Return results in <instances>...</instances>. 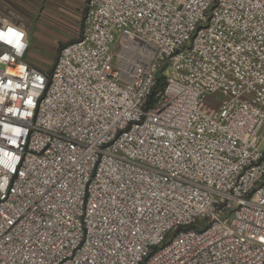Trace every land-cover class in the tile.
Segmentation results:
<instances>
[{
    "label": "built area",
    "instance_id": "1",
    "mask_svg": "<svg viewBox=\"0 0 264 264\" xmlns=\"http://www.w3.org/2000/svg\"><path fill=\"white\" fill-rule=\"evenodd\" d=\"M82 22L46 72L0 40V264H264V0Z\"/></svg>",
    "mask_w": 264,
    "mask_h": 264
},
{
    "label": "crops",
    "instance_id": "2",
    "mask_svg": "<svg viewBox=\"0 0 264 264\" xmlns=\"http://www.w3.org/2000/svg\"><path fill=\"white\" fill-rule=\"evenodd\" d=\"M86 1L0 0V25H5L15 32L22 33L30 48L32 44L36 43H53L54 41L51 40L53 38L45 36L50 29L61 32L60 36L67 33L66 36H70L71 40L74 41L79 35ZM33 25L35 31L31 35L28 30ZM69 40L58 39L57 42L65 43Z\"/></svg>",
    "mask_w": 264,
    "mask_h": 264
},
{
    "label": "rangeland",
    "instance_id": "3",
    "mask_svg": "<svg viewBox=\"0 0 264 264\" xmlns=\"http://www.w3.org/2000/svg\"><path fill=\"white\" fill-rule=\"evenodd\" d=\"M28 31L31 35H33L35 31V26L34 25L30 26ZM82 32H83V22L81 24L79 35L77 36V38L81 35ZM60 34L61 32H58L54 29H50L49 32L45 36L53 38L51 40H53L54 42L53 43L42 42V43L32 44L31 48L29 47L30 51L28 52L26 56V61H28L30 65L34 66L39 71H42V72L48 71L51 68V65L55 62L60 49L65 44L73 42L70 36H66L68 35L67 33L62 36H60ZM58 36H60V38H57ZM58 39H61V40L70 39V40L64 43L60 41L57 42ZM76 39H74V41ZM112 49H113V46L111 47V50Z\"/></svg>",
    "mask_w": 264,
    "mask_h": 264
},
{
    "label": "clouds",
    "instance_id": "4",
    "mask_svg": "<svg viewBox=\"0 0 264 264\" xmlns=\"http://www.w3.org/2000/svg\"><path fill=\"white\" fill-rule=\"evenodd\" d=\"M21 35L22 33L15 32L9 28L6 33L0 32V40H5L10 44L15 42L17 45H19ZM0 187H2V185H0Z\"/></svg>",
    "mask_w": 264,
    "mask_h": 264
},
{
    "label": "trees",
    "instance_id": "5",
    "mask_svg": "<svg viewBox=\"0 0 264 264\" xmlns=\"http://www.w3.org/2000/svg\"><path fill=\"white\" fill-rule=\"evenodd\" d=\"M78 38H79V37H78ZM78 38H77V39H78ZM77 39H76V40H77Z\"/></svg>",
    "mask_w": 264,
    "mask_h": 264
}]
</instances>
